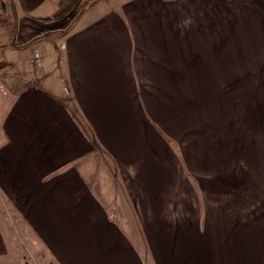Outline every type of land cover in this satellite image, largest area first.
Masks as SVG:
<instances>
[{"label":"crops","instance_id":"1","mask_svg":"<svg viewBox=\"0 0 264 264\" xmlns=\"http://www.w3.org/2000/svg\"><path fill=\"white\" fill-rule=\"evenodd\" d=\"M58 2L0 0V264H264V145L181 142L214 63L264 66V0Z\"/></svg>","mask_w":264,"mask_h":264},{"label":"rangeland","instance_id":"2","mask_svg":"<svg viewBox=\"0 0 264 264\" xmlns=\"http://www.w3.org/2000/svg\"><path fill=\"white\" fill-rule=\"evenodd\" d=\"M85 1L86 0H82L78 6H75L73 11L70 12V15H68V20L71 18L73 13L83 5ZM0 21H2L1 13ZM12 24L13 23L11 20H9L8 24H5L7 31L6 35L8 36H11L12 34ZM29 29H31V26L22 24L20 35H23ZM16 33L14 34V37ZM3 42L7 43V39L3 38ZM39 53L42 57L40 51ZM216 64H218V66H216ZM31 65L36 67L34 63H31ZM224 65L227 68L229 66L230 70L236 69L237 71L227 73V70L223 71L222 67H219L222 66V63H214L213 83L216 82L218 86H221L224 80V93H220L215 97L199 98L196 102L197 106L192 107V110L193 108L196 110L194 111L195 119L193 120L192 118V127L194 129V134L192 131V139H190L189 127H185L184 125L185 123L189 126L188 117L184 116L183 113V136L181 140L183 155L186 150L188 151L187 154H189L188 145L190 141L192 146L194 142L197 145V149H200L201 147L206 146L209 140H215L217 142V140L223 141V139H226L229 140L231 145L236 144L235 151L232 155H240L243 157L244 153H246V155L250 156L251 158L255 156V152L256 156L258 153L255 148L248 147L249 145H252V143L248 141L253 139V142L256 140V143L260 142L262 145H264V89L262 88V84L264 83L263 63H239L236 59V62L224 63ZM245 67L246 72L249 71L252 73L251 76L259 75L258 81L260 83L258 82V84H255L251 82L249 84L250 87L247 88L243 92L244 94L238 98V80L243 76V69ZM2 68L3 67H1L0 71ZM244 144L246 147H244ZM202 155H205V150ZM183 162L185 165V170H187L185 159H183ZM229 167L234 171L241 170V165L234 163L233 160H231ZM6 199L0 196V207L2 210H4L5 217L9 215V220L12 221L13 216L7 209L9 202H7Z\"/></svg>","mask_w":264,"mask_h":264},{"label":"trees","instance_id":"3","mask_svg":"<svg viewBox=\"0 0 264 264\" xmlns=\"http://www.w3.org/2000/svg\"><path fill=\"white\" fill-rule=\"evenodd\" d=\"M82 0H60L57 10L48 17H44L45 23H60L61 26L57 32L65 33L76 23V21L84 14L97 0H86L83 5L76 10L71 18L68 20V15L73 11L75 6H78ZM15 33V31H14ZM31 41L25 43V45L30 44Z\"/></svg>","mask_w":264,"mask_h":264},{"label":"built area","instance_id":"4","mask_svg":"<svg viewBox=\"0 0 264 264\" xmlns=\"http://www.w3.org/2000/svg\"><path fill=\"white\" fill-rule=\"evenodd\" d=\"M0 25H1V21H0ZM33 63L36 66H39L41 68H45L46 66V62L43 60V58L40 56L39 51H35L34 55H33ZM3 66V52H2V47L0 46V69Z\"/></svg>","mask_w":264,"mask_h":264}]
</instances>
